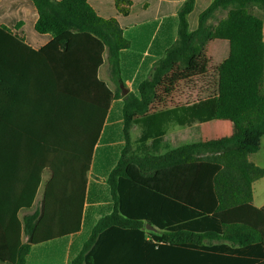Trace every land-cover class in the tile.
Segmentation results:
<instances>
[{
  "label": "trees",
  "instance_id": "1",
  "mask_svg": "<svg viewBox=\"0 0 264 264\" xmlns=\"http://www.w3.org/2000/svg\"><path fill=\"white\" fill-rule=\"evenodd\" d=\"M29 1V12L25 16L18 12V3L9 9L0 7V59L7 49H65L74 39L90 47L91 38L108 54L116 90L108 91L100 83L109 101L123 97L126 145L108 177L114 209L97 222L90 240L72 264H100L103 241L110 233H122L131 242H140L144 255L157 243L228 240L240 247L203 250L212 259L224 257L235 264H264V206L253 205V183L264 177V168L249 160L251 154L260 150L264 136V21L252 10L257 7L264 11V0H212L211 3L188 0L179 13L178 39L156 62L150 77L141 81L136 91L126 95L120 86L124 84L126 88L121 52L130 43L120 20L121 14L128 12L121 7V0L109 4V10L105 8L106 3L98 0ZM192 11L199 15V25L194 31L189 27ZM218 12L225 15L211 23ZM132 17L140 21L145 16L134 14ZM212 40L226 41L228 48L215 75L206 82L204 94L208 97L190 105L155 112L153 107L160 92L167 94V89L161 86L164 77L177 63L191 68ZM3 74L0 72V79H4ZM141 117L149 119L154 138L151 144L143 142L134 151L130 130ZM214 120L232 122L238 133L205 140L201 124ZM170 125L191 127L197 139L160 154L156 145L163 141ZM97 136L98 132L95 140ZM89 162L90 151L87 166L73 169L71 183L57 182L61 170L52 169L56 178L46 185L41 206L26 213L21 220L17 217L20 210L33 209L40 176L31 183L22 182V173L12 174L4 163L0 164V209H13V214L0 216V222L8 225L7 230H0V264H26L32 244L79 230ZM164 177L172 178L173 183L160 182ZM18 179L21 182L16 181ZM157 194H167L178 207L175 219L165 224L158 223L150 205ZM54 203L62 208L64 229L46 232L41 222L49 204ZM180 209L184 210V216ZM147 225L164 231L160 236H152ZM23 234L26 242H22ZM12 250L13 256L10 255ZM233 257L238 260L235 262Z\"/></svg>",
  "mask_w": 264,
  "mask_h": 264
},
{
  "label": "crops",
  "instance_id": "2",
  "mask_svg": "<svg viewBox=\"0 0 264 264\" xmlns=\"http://www.w3.org/2000/svg\"><path fill=\"white\" fill-rule=\"evenodd\" d=\"M98 1L106 3L105 8L109 10V4L116 3L117 0ZM187 1L121 0V7L128 9L126 15L121 14L120 20L124 36L130 43L129 47L121 52L122 75L129 92L136 91L138 84L150 77L156 62L178 39L179 13ZM194 1L205 3L207 0ZM209 2L212 0L207 3ZM15 3H18V12L23 16L27 15L29 0H0V7L9 9ZM134 14L145 17L136 21L132 17ZM190 15L189 27L190 31H194L199 25V15L193 11ZM213 41L218 42L215 45L222 46V59L227 53L226 41H210L203 53L206 51L212 56L209 47ZM5 54V58L0 61V72L4 73V79H0V164L4 163L12 170V174L22 173V182L31 183L40 176V186L33 209L20 210L17 213L18 219L21 220L26 213L33 212L40 192L42 203L46 185L56 178L52 169L61 170V175L57 174V182L71 183L74 181L73 169L87 166L85 162L90 151L79 230L68 236L34 243L26 256V264H72L84 244L90 240L97 222L110 215L114 209L108 177L126 145L123 133V97L109 101V95L100 83L102 82L108 91L116 90V85L111 79L108 54L105 49L101 50L95 45L91 38L90 47L74 39L71 46L65 49L12 48L7 49ZM179 65L175 64L164 77L165 82L163 81L161 86L167 89V94L160 92L153 107L155 112L190 105L208 97L204 95L202 86L198 89V94L190 89L188 82L194 76L188 72L189 75L182 76L173 74ZM193 66L186 69H192ZM205 76L206 70L202 68L195 77ZM137 77H140L141 81L135 84ZM205 85L206 83L203 86ZM211 122L201 124L203 138H227L216 137L214 134L216 131L225 132L229 125L222 123L210 128ZM190 129L189 126L170 125L163 141L156 145L161 151L160 154L181 145L194 143L197 138ZM96 132L98 136L95 140ZM130 138L134 151L143 142H153L154 133L147 117L135 121L130 130ZM263 143L264 136L260 150ZM259 151L251 154L249 160L258 166H264L255 159ZM257 181L253 183V205L261 208L264 206V199L255 195ZM160 182L171 185L173 179L164 177ZM154 198L150 205L155 211L158 223L165 224V221L175 219V208L178 207H175L173 198L167 194H157ZM180 210L181 216H184V210ZM62 213L60 204H49L41 222L43 230H63ZM4 214H13V209H0V216ZM7 229L8 225L0 222V230ZM147 229L151 231L152 236H160L164 231L155 226L148 228V225ZM123 236L122 233H110L103 241L100 264H235L224 257L212 259L206 255L203 248L240 247L239 244L219 239L174 245L157 243L149 254L144 255L140 250V242H131ZM146 238L149 239L150 236ZM26 241L27 237L23 234L22 242ZM10 253L13 256V250ZM233 258L235 262L238 260V257Z\"/></svg>",
  "mask_w": 264,
  "mask_h": 264
},
{
  "label": "rangeland",
  "instance_id": "3",
  "mask_svg": "<svg viewBox=\"0 0 264 264\" xmlns=\"http://www.w3.org/2000/svg\"><path fill=\"white\" fill-rule=\"evenodd\" d=\"M252 10L257 15L261 16V18L264 21V11L260 10L257 7L252 8ZM224 15H225V13H222V12L219 13L218 12L216 14V16H214L211 19V23H216ZM219 42H221V41H219ZM216 43H218V42L217 41H213V43L209 47L210 53H211V55L214 58L212 56H210L209 53L207 54L206 51H205L199 57V59L194 63V66H193L192 69H186V68H184V67L179 65V66H177L175 68V71L173 72V74H175V75L177 74L178 76H182L184 74H186V75L191 74V76H194L188 82V85H189L190 89L193 92L197 93V94H198V89L201 86L204 88L206 86V85L203 86L204 83H206L209 79H212V77L215 75V67H217L218 64L221 63V61L224 59V57H222V59L220 58L222 56L221 51H220L222 49V46L221 45H215ZM5 53H6V51L1 53V54H3L1 56H4V58H5V55H6ZM4 58H2V59H4ZM202 68H204L206 70V76L205 77H195V76H197L199 74V72H200V70ZM140 81H141L140 77H137V79L135 81V84H138ZM132 86L134 87V85H132ZM222 123H225V124L229 125V128L225 132H222V133L219 132V131H216V133L214 134L216 137H228V136H232V135L237 133L236 127L231 122L226 121V120H215V121H212L211 124H210L211 125L210 128H215L216 126H218L219 124H222ZM255 159L260 161V163L264 165V143H263L262 149L259 151V153L255 157ZM260 167L264 168V166H260ZM255 195L258 198H263L264 199V178H262V179H260V180H258L256 182V184H255ZM40 204H41V192L39 193V196H38V198L36 200L34 210L39 208Z\"/></svg>",
  "mask_w": 264,
  "mask_h": 264
},
{
  "label": "water",
  "instance_id": "4",
  "mask_svg": "<svg viewBox=\"0 0 264 264\" xmlns=\"http://www.w3.org/2000/svg\"><path fill=\"white\" fill-rule=\"evenodd\" d=\"M120 86H121V88L123 89V93H124L125 95L128 94L129 90H128L127 88H125L124 84H121ZM148 228H151V226L148 225Z\"/></svg>",
  "mask_w": 264,
  "mask_h": 264
}]
</instances>
